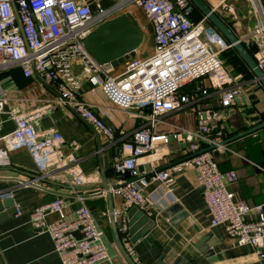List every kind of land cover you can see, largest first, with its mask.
<instances>
[{"label":"built area","instance_id":"obj_1","mask_svg":"<svg viewBox=\"0 0 264 264\" xmlns=\"http://www.w3.org/2000/svg\"><path fill=\"white\" fill-rule=\"evenodd\" d=\"M227 1L221 3L226 5ZM252 1L257 24L237 35L244 44L252 40L258 43L260 50L256 60L264 71V0ZM132 3L145 11L153 25L154 51L146 57H133L125 63L124 71L113 74L92 57L84 40L98 25L121 15ZM194 10L192 0H115L109 6L101 0L93 3L83 0H0V72L21 68L26 77L38 74L55 84L61 95L60 102L70 105L109 140H115V130L80 97L82 79L101 88L116 108L137 109L147 119L148 123L137 128L131 142L124 145L130 153L116 164L117 169L132 171V177L111 188L124 199V211L115 212V215L127 251H133L128 209H147L149 196L146 192L152 184L164 185L162 197L177 202L172 173L193 168L211 214V226L224 225L230 238L240 245L253 247L262 258L264 204L251 205L237 199L228 185L237 182L238 172L221 171L213 153L223 147L220 143L222 132L217 135L213 132L229 116L230 108L241 93L237 78L230 74L221 57L233 46L206 16L193 20ZM76 64L82 65L80 75L75 71ZM203 79H209V86L198 84ZM193 82H197L194 91H181ZM210 88L220 90L221 106L197 109L195 129L177 130L172 134L153 131L161 117L196 102L201 95L208 94ZM7 105L8 97L0 85V113H8L16 124L13 132L3 137L5 147L0 148V166L9 163L11 149L28 146L34 152L40 147L33 143L43 112L19 113L7 109ZM170 135L188 143L187 158L169 169L143 175L139 170L140 158L154 154L160 141L168 140ZM50 138L59 141L62 135L54 131ZM205 144L210 148H205ZM52 174L47 171L43 175L51 177ZM69 205L65 197L58 196L36 206L30 215L32 227L50 233L62 264H102L110 260L106 233L84 202L71 215L63 214L48 220L49 214L62 213ZM103 214L107 215V212ZM76 231H80L82 237H78Z\"/></svg>","mask_w":264,"mask_h":264},{"label":"crops","instance_id":"obj_2","mask_svg":"<svg viewBox=\"0 0 264 264\" xmlns=\"http://www.w3.org/2000/svg\"><path fill=\"white\" fill-rule=\"evenodd\" d=\"M83 1L93 3L94 0ZM101 1L109 6L115 0ZM205 1L236 34L248 31L242 29L241 33H237L240 22L230 19L232 10L222 8V0ZM122 14L133 16L142 30L146 31L147 39L154 48L153 25L145 11L132 3ZM204 16L199 9H195L192 15L195 21ZM255 24L249 19L248 26L253 28ZM231 50L242 59L246 70L244 73H233L225 64L226 52L221 54L227 70L237 78L236 84L241 87V93L230 108L229 116L213 132L214 135L222 132L220 143L223 145L220 151L215 150L213 153L221 171L238 172L237 182L228 185L236 198L251 205L264 204V86L258 82L255 73L239 52L234 47ZM139 52L140 48L136 52L137 57L147 56ZM125 68L126 65L123 64L110 71L120 74ZM75 71L80 75L82 65L76 64ZM199 83L209 86L210 81L203 79ZM0 85L8 97L7 109H14L19 113L43 112L38 119L37 137L33 143L40 147L34 152L28 146L11 149L9 163L0 166V193L5 191L0 194V198L12 196L20 209L13 218L0 222V264H62L55 252L50 233L38 231L30 223L31 212L36 206L48 203L58 196L65 197L70 205L62 213L49 214V221L63 214L71 215L84 202L97 216L107 236L110 260L102 264H130L116 241L110 221L108 198L105 193H98L103 190L100 186L103 172L111 187L120 182L115 179L113 171L117 162L130 153L124 145L131 142L137 128L148 123L147 119L137 109L116 108L101 88L94 86L88 79H82L80 97L89 102L99 116L109 120L115 130L114 141L99 133L102 143L100 149L97 129L70 105L60 102L55 84L37 74L26 77L21 68H12L0 72ZM196 86L197 82H193L181 91L191 93ZM221 98L219 89L210 88L209 93L201 95L196 102L161 117L153 131L172 134L177 130L195 129L197 109L220 107ZM15 126V121L8 113H0V148L5 147L3 137L12 133ZM54 131L62 135L61 140L50 138ZM204 146L210 148L206 144ZM187 148L186 141L170 135L168 140L160 141L154 154L140 158V166L150 165L153 171L169 169L187 158ZM47 171L53 173L50 175L52 179L84 185L77 189L67 188L32 176L43 175ZM172 176L177 202L172 203L162 197L164 185L152 184L147 189L148 205L143 211L154 224L137 241L132 242L130 237L133 251L128 252L136 264H173L178 259H181V264H264V257H259L253 247L240 245L230 238L224 225L211 226V214L193 168L173 172ZM113 206L115 212L124 211L125 204L121 195L113 193ZM171 207L176 209L171 215L166 214L165 211ZM130 209L132 207L127 213ZM103 212H107V215ZM147 225H139L136 231H143ZM210 242L214 243L212 249L215 252V262L209 261L201 251Z\"/></svg>","mask_w":264,"mask_h":264},{"label":"water","instance_id":"obj_3","mask_svg":"<svg viewBox=\"0 0 264 264\" xmlns=\"http://www.w3.org/2000/svg\"><path fill=\"white\" fill-rule=\"evenodd\" d=\"M195 6L208 18V20L226 37V39L232 44V46L239 52L241 57L246 61L251 70L256 75V78L264 86V71L258 66L255 56L259 52L260 48L255 40H252L245 45L230 27V25L205 1V0H192ZM16 10V9H15ZM16 13L18 14L17 10ZM143 42V30L133 18L131 14H121L112 19H109L100 25H98L84 40V45L92 57L105 69L111 70L120 65L125 64L136 56V52ZM38 75V74H37ZM61 97V95L59 94ZM104 121L111 125V122L107 119ZM98 132V131H97ZM99 134V132H98ZM100 149L101 146V135L99 134ZM120 147L117 149L119 150ZM139 170L143 172L145 176L153 173L150 165L139 166ZM115 179L123 181L132 177L133 173L130 170H120L115 167L114 171ZM35 178L41 177V180L48 183H56L59 186L67 188H80L84 184H70L63 183L58 180L52 179L51 177L44 175H32ZM32 184L34 183L31 182ZM114 184L113 186H115ZM100 186L103 188L98 195L103 193L106 194L109 201V214L110 221L113 226L116 241L122 251L124 257L130 264H136L129 252L122 244L121 237L118 231V222L115 215V208L113 206V192L111 185L108 182V177L103 172V181L100 182ZM5 193V191L0 194ZM62 195H68L66 193L57 192ZM176 207L168 208L165 213L171 215ZM18 213V207L15 199L12 196H6L0 198V222L6 221L13 218ZM129 218L130 237L131 241L135 242L141 238L145 233L153 226L154 221L150 218L145 211L138 207H132L127 213ZM139 221V222H138ZM138 222V223H137ZM148 224L143 231L137 232L136 229L141 224ZM39 231V230H38ZM75 234L78 237H82L80 231H76ZM213 242H210L201 251L205 254L204 256L211 262L216 261L215 252L212 249ZM173 264H181V259H178Z\"/></svg>","mask_w":264,"mask_h":264},{"label":"rangeland","instance_id":"obj_4","mask_svg":"<svg viewBox=\"0 0 264 264\" xmlns=\"http://www.w3.org/2000/svg\"><path fill=\"white\" fill-rule=\"evenodd\" d=\"M227 8L228 10L232 8V13L230 15V19L232 21L240 22L239 30L237 33H241L242 29L251 30V27L248 26L249 19L257 24V17L255 14V7L252 0H243V2H235L233 0L227 1L226 5H223L222 8ZM223 10V9H222ZM230 11V10H229ZM140 52L144 53L147 56L151 55L154 51L152 43L147 39V33L143 30V42L141 44ZM226 52V53H225ZM224 61L230 68L233 73H244L245 63L243 64L242 59L238 57V55L231 50L230 48L224 51Z\"/></svg>","mask_w":264,"mask_h":264},{"label":"trees","instance_id":"obj_5","mask_svg":"<svg viewBox=\"0 0 264 264\" xmlns=\"http://www.w3.org/2000/svg\"><path fill=\"white\" fill-rule=\"evenodd\" d=\"M195 9H198L196 6H195ZM211 25H213L210 21H208ZM233 48V47H230V49Z\"/></svg>","mask_w":264,"mask_h":264}]
</instances>
